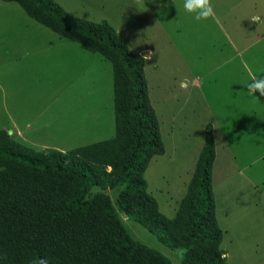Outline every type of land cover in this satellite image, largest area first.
Segmentation results:
<instances>
[{"label":"rangeland","instance_id":"rangeland-1","mask_svg":"<svg viewBox=\"0 0 264 264\" xmlns=\"http://www.w3.org/2000/svg\"><path fill=\"white\" fill-rule=\"evenodd\" d=\"M71 15L105 19L143 72L161 155L144 170L146 191L172 217L210 130L214 214L228 264H264V96L243 87L264 74V0H211L215 17L197 21L184 0H55ZM146 56H148L146 58ZM183 85V87H181ZM0 129L35 149L61 151L113 135L111 67L0 0ZM114 189L92 187L113 202ZM129 237L181 264V250L119 214Z\"/></svg>","mask_w":264,"mask_h":264},{"label":"trees","instance_id":"trees-1","mask_svg":"<svg viewBox=\"0 0 264 264\" xmlns=\"http://www.w3.org/2000/svg\"><path fill=\"white\" fill-rule=\"evenodd\" d=\"M15 2L32 20L101 55L111 67L113 135L66 151L35 149L0 129V264H171L168 257L127 234L119 214L136 222L181 264H228L214 214L210 130L172 217L146 191L144 170L164 147L150 104L144 57L131 52L105 20L68 13L55 0ZM113 202L92 187L114 189Z\"/></svg>","mask_w":264,"mask_h":264},{"label":"clouds","instance_id":"clouds-1","mask_svg":"<svg viewBox=\"0 0 264 264\" xmlns=\"http://www.w3.org/2000/svg\"><path fill=\"white\" fill-rule=\"evenodd\" d=\"M174 3V0H173ZM183 8L186 12L194 14L197 21L208 20L215 17V11L211 4V0H184ZM250 20L258 26L264 23L259 15L253 16ZM148 56H146L147 58ZM183 87V85H181ZM243 87L247 90L250 96H264V74L253 76L250 82H245ZM32 264H49L46 257L39 258L38 261H33Z\"/></svg>","mask_w":264,"mask_h":264},{"label":"crops","instance_id":"crops-1","mask_svg":"<svg viewBox=\"0 0 264 264\" xmlns=\"http://www.w3.org/2000/svg\"><path fill=\"white\" fill-rule=\"evenodd\" d=\"M146 49H141L140 51H138L139 54L143 53V51H145Z\"/></svg>","mask_w":264,"mask_h":264}]
</instances>
